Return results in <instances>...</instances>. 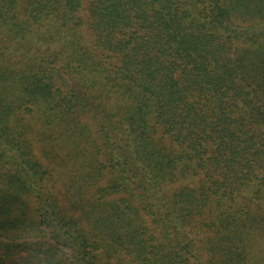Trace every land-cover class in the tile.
Instances as JSON below:
<instances>
[{
	"label": "trees",
	"instance_id": "obj_1",
	"mask_svg": "<svg viewBox=\"0 0 264 264\" xmlns=\"http://www.w3.org/2000/svg\"><path fill=\"white\" fill-rule=\"evenodd\" d=\"M21 260L264 264V0H0V264Z\"/></svg>",
	"mask_w": 264,
	"mask_h": 264
},
{
	"label": "clouds",
	"instance_id": "obj_2",
	"mask_svg": "<svg viewBox=\"0 0 264 264\" xmlns=\"http://www.w3.org/2000/svg\"><path fill=\"white\" fill-rule=\"evenodd\" d=\"M50 238L51 233L44 226H41L39 228L26 229L21 235V240L29 244H40L42 242L50 240ZM33 251L37 252L39 250L33 249ZM35 260L37 262H40L43 260V256L38 255L35 257ZM16 264H23V261H17Z\"/></svg>",
	"mask_w": 264,
	"mask_h": 264
}]
</instances>
